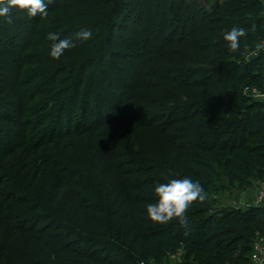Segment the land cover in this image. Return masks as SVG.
<instances>
[{"label": "trees", "instance_id": "16d2710c", "mask_svg": "<svg viewBox=\"0 0 264 264\" xmlns=\"http://www.w3.org/2000/svg\"><path fill=\"white\" fill-rule=\"evenodd\" d=\"M44 2L47 16L23 11L26 27L35 26L31 37L23 40L22 33L6 44L0 39V56L8 62L0 71V122L14 130L0 131V156L23 148L17 163L11 159L15 167L0 164V264H164L178 251L189 263L252 264L254 242L264 237L262 209L218 219L206 198L189 207L182 227L176 220L152 223L146 205L158 199L154 186L172 179L199 180L207 196L219 175L264 181V104L243 94L247 86L264 84V58H245L264 40V0H218L209 21L203 8L182 7L185 26L193 20L196 27L176 42L171 67L159 66L160 55L140 65L127 111L108 113L109 121L94 129L66 125L72 126L78 109L86 116L95 91L90 85L86 93L88 74L104 60L122 0ZM233 27L248 30L237 53L223 40ZM81 29L92 38L74 40L76 47L59 60L49 55V33L74 39ZM173 32L168 28L163 36ZM155 47L159 53L171 49L160 40ZM195 61L200 68L189 66ZM156 67L167 74L158 77L157 95L144 100L145 79ZM98 84L112 92L121 82L103 76ZM158 112L167 117L160 126ZM123 121L122 130L111 131ZM151 131L163 139L161 153L135 150ZM176 132L182 143H176ZM83 136L91 141L78 148L65 144Z\"/></svg>", "mask_w": 264, "mask_h": 264}, {"label": "rangeland", "instance_id": "374dc122", "mask_svg": "<svg viewBox=\"0 0 264 264\" xmlns=\"http://www.w3.org/2000/svg\"><path fill=\"white\" fill-rule=\"evenodd\" d=\"M217 1L218 0H122L121 4H119V7H117V10L120 11L115 17L114 25H112L115 27V29L113 32H111V35H109L110 39L107 42L106 51H104V60L100 63H97L93 67V70L89 73L90 75L88 74V79L85 84L86 90H89L91 85L95 91L91 96L89 104L85 110L86 116L83 115L84 112L82 110L84 109H78V114L74 118L72 126L66 125V128L73 126H83L89 128L92 126L94 129L95 127L109 121V118H107L108 113H114V115L118 113L124 114L127 111V107L131 105V102L127 99V93L132 92L136 87V80L139 74L140 65H145L153 58H156L160 55V57H163L164 61L159 66L171 67L173 59L177 57V54L174 56L176 42L180 41L181 39H185L184 36H187V34L196 27V23H194L193 20L187 22V27L185 26V20L181 15V8L185 5L190 7L196 5L198 8H203L208 14L206 21H209ZM23 13L25 12L13 8L10 13L12 17V23L7 22V17H0V39H3V43L6 44L7 41H9V38L17 37L19 34L21 36L22 33L21 39L23 40L31 37L32 32L30 29L32 30V27L35 26L26 27L28 26L29 22L25 19ZM171 27L174 28V32L170 37L165 38L163 36L164 31ZM42 29L43 27L39 25L38 31L41 32ZM109 30H112V27ZM159 40L165 42L166 44H170L171 49L167 52L159 53L155 47V42ZM40 42L41 40H38V43ZM21 45L22 44L17 46V48L15 47L17 52H22L23 48ZM90 50L95 52L93 49ZM189 51L190 50H187V52ZM250 51L245 55L246 61ZM29 52L30 50L27 53ZM7 63L6 57L0 56L1 72L3 69H6L8 65ZM189 66L200 68L201 64H199V61H195L190 62ZM158 69V67L153 69L151 76H147L145 79L147 87L141 94L144 100H151L152 97L157 95L156 87L157 85L161 84L159 83L158 77L161 75L163 76L164 74L162 71H157ZM103 76L107 77V79H111L114 83L119 80L121 84L116 85L117 90L114 89L112 92H109L105 86H100L98 82ZM2 77H5L6 79L9 78L7 76ZM167 85L173 87L175 82L167 83ZM3 87L4 85L2 84L1 80L0 90H2ZM88 90L86 93H88ZM178 93L179 91L175 88L174 94ZM123 95H125L124 99L122 97ZM7 109L11 112V109ZM7 113L8 112H6V114ZM157 115L160 117L158 121V126H160V124L165 121L167 117L166 114L160 112H158ZM17 118L18 117L15 119ZM12 125L13 124H9V122L8 124L0 122V131L5 132L6 135H11L10 133H12L13 130ZM181 125L182 124H180L179 127ZM124 127L125 123L123 121L119 123V125H115L111 131L117 132V130H122ZM40 129L37 131H40V133L43 134L45 132L44 129ZM136 134H138V132H136ZM3 136L4 134H2L0 137ZM174 137H176V143L177 141L182 143L181 132H176ZM135 138L140 140L138 136ZM34 139L35 138H32V140ZM141 139H143L142 142L141 140L140 142H135L137 147H134L135 150H138L139 146L142 149L150 148L154 149L158 153H161L163 139L160 138L159 132L155 133L151 131L147 135H144ZM12 141L14 142V140ZM86 141H91V137L83 136L82 138H70L65 144L67 146L72 145L74 148H78L85 144ZM22 151L23 148L20 150L17 149L6 158L0 156V164H2L3 167L13 165L14 163L11 159L17 157V153ZM17 160L18 159H14L16 163ZM157 164L161 165L160 161H158ZM9 168H11V166H9ZM162 168H165L164 164L162 165ZM2 179L3 176L1 177V180ZM263 182V180L258 179L256 176H252L247 179L238 178L232 181L225 175H219L217 178L211 180L210 183V189L207 196L210 207L209 213L216 215L218 219H223V217L226 215H233V213L237 211H245L247 209H262V211H264V201L260 202L257 198ZM4 183H6L5 180ZM9 191L10 189L8 188L4 190V192L8 194ZM258 243H261L260 239L255 240L254 247ZM150 264L156 263L152 261ZM164 264L195 263L194 261L191 263L186 262L184 259V252L178 251L174 256L166 257L164 259Z\"/></svg>", "mask_w": 264, "mask_h": 264}, {"label": "clouds", "instance_id": "9594fccd", "mask_svg": "<svg viewBox=\"0 0 264 264\" xmlns=\"http://www.w3.org/2000/svg\"><path fill=\"white\" fill-rule=\"evenodd\" d=\"M51 2V0H49ZM47 4L44 0H0V17H7V22L12 23L10 15L13 8L26 11L29 17L47 16ZM256 26L253 25L255 30ZM248 35V30L243 27H233L223 33L230 53L240 51L241 38ZM92 38V32L81 29L75 34L74 39H61L56 33H49L47 39L51 41L49 55L59 60L67 50L76 47L74 40L87 41ZM264 51V41L255 43V53L259 55ZM264 99V97H260ZM154 194L158 198L155 203L146 205V218L154 224L164 225L176 220L182 227H187V211L194 202H203L207 198L203 186L199 180L191 177L172 179L168 183L154 186Z\"/></svg>", "mask_w": 264, "mask_h": 264}, {"label": "built area", "instance_id": "2783aa9c", "mask_svg": "<svg viewBox=\"0 0 264 264\" xmlns=\"http://www.w3.org/2000/svg\"><path fill=\"white\" fill-rule=\"evenodd\" d=\"M259 58H264V51H261L259 55H257L255 53V46H254L253 49L250 51L249 56L247 57V62L249 63ZM244 94L252 98L255 102L264 104V99L260 98V97H264V84L262 88L257 86L255 87L247 86L244 89ZM257 198L260 202L264 201V182L259 190ZM258 239L261 240V243H258L254 247L252 253V264H264V237H259Z\"/></svg>", "mask_w": 264, "mask_h": 264}]
</instances>
